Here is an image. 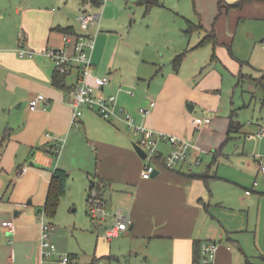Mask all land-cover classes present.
Segmentation results:
<instances>
[{
  "label": "crops",
  "instance_id": "obj_1",
  "mask_svg": "<svg viewBox=\"0 0 264 264\" xmlns=\"http://www.w3.org/2000/svg\"><path fill=\"white\" fill-rule=\"evenodd\" d=\"M10 2L6 7L0 2V15L8 18L6 26L13 30L10 34L8 28L0 26V264H56L60 259L53 261L52 254L45 255L41 244V213L45 212L57 168L68 171L63 194L74 193L78 187L90 188L91 182L95 181L99 194L108 200L110 208L115 210L116 206H121L126 210L131 223L116 238L127 233V264H197L195 241L204 239L221 242L217 264H264V210L260 209L264 203V189L258 192L260 196L255 194L258 185L255 179L252 187L246 186L239 194L238 204L245 208L249 217L255 210L252 205L259 207L252 225L250 218L246 225L237 229L252 234L255 244L248 248L243 237L240 236L242 246L241 239L230 234V230L223 233L207 227L209 217L213 216L210 212L211 188L226 177L214 173L209 164L202 166L201 157L202 148H215L213 152L233 148L228 143L234 138L239 148H250L248 139H256V132L264 123L259 115L262 111L257 95L240 85L252 78L263 87L264 94V86L258 81L264 76V66L245 64L246 60L233 54L229 47L232 35L227 27L230 9L235 11L234 20L246 14L248 6L263 7L264 0H250L241 7L224 0V5L220 0H217L218 5L215 2L201 7L197 5L201 16L199 23L195 24L200 26L194 32L199 31L203 36L214 32L217 42L212 41V60L215 63L203 78L180 79V69L177 75L171 73L157 99L143 91L133 100L128 99L130 91L124 60L119 58L120 45L116 43L110 47L106 35L101 31L96 33V46L91 53L94 74L109 78L99 92L104 95L116 93L118 104L131 112L137 122L188 138L198 147L191 150L187 160L177 168H166L157 161L159 173L151 178L142 175L146 159L135 149L139 135L128 127L122 116L106 119L87 108L80 124L72 123L73 107L69 94L54 84L55 67L43 53L48 47L62 45L64 31L61 27L73 26L80 32L73 24L68 1L58 10L50 7L48 0ZM81 2L84 5L81 11L92 5L90 1ZM189 20L186 21L189 23ZM21 46L35 50L36 54L20 56L18 48ZM69 49L72 51V46ZM251 69L260 70V75L254 76ZM226 75L228 80H233L234 89L215 91L226 80ZM210 76L214 77L212 81L208 79ZM67 82L71 83L70 78ZM174 83L179 88L182 86L183 91L173 100L165 94V88ZM236 88L242 90L239 103L233 98L228 102L224 93L232 92L234 96ZM38 93L47 96L49 104L46 109L30 108V99ZM151 98L156 101L155 107L148 115H142L140 105ZM189 103L193 104L192 110ZM253 112L256 122L253 121L254 115H250ZM209 114H212L211 122L198 127L195 117ZM232 119L238 125L230 132ZM247 122L254 126L248 128ZM262 140L264 142V138ZM58 142L62 143L59 153ZM171 148L169 143H161L162 152ZM209 151L210 154L211 149ZM244 162H248L245 157ZM261 163L263 160H259L256 167L258 173L264 175ZM195 173L200 175H192ZM9 219L15 223L13 232L3 224ZM114 222L111 216L109 224ZM211 232L216 236H211ZM231 241L237 242L240 252L234 251ZM120 255L125 254H115L111 249L101 251L99 264H105L106 257L120 259Z\"/></svg>",
  "mask_w": 264,
  "mask_h": 264
},
{
  "label": "rangeland",
  "instance_id": "obj_2",
  "mask_svg": "<svg viewBox=\"0 0 264 264\" xmlns=\"http://www.w3.org/2000/svg\"><path fill=\"white\" fill-rule=\"evenodd\" d=\"M10 1L16 0H0L5 7ZM48 1L51 2L50 7L57 10L68 1L70 16L74 17L73 24L80 31L82 30L79 16L84 5L81 0ZM230 1L233 0H224L229 4H233L237 0ZM213 2L218 5L217 0H164L163 6H155L150 10H147L140 0H106L101 6L91 4L88 6L89 10L99 11L102 14L101 21L92 24L89 30L95 34L100 31L103 32L110 43V47L116 43L120 45L119 58L124 60L123 67L127 71V89L134 91V94L128 93L129 100H133L135 95L137 96L142 91L145 94L150 93V97L157 99L164 81L169 78V75L171 73L179 74L178 70L175 69L174 59L177 54L185 50L187 51L179 67L182 71L179 78H191L193 80L194 78L205 77L207 69L212 63H215L212 60L214 45L211 41L201 44V47H196L199 45L203 33L199 35V31H187L188 22L186 20L190 19L194 23H199L201 15L198 14L199 11L197 12L196 6L212 5ZM261 7L258 5L248 6L245 10L246 14L234 20H232L234 9H230L227 13V27L230 35H232L229 47H231L233 54L246 60L245 64L250 62L255 67L264 66V5ZM1 16L0 26L8 28L6 26L8 18ZM8 30L10 34L13 33L11 27ZM14 32L16 36L17 32ZM193 47L195 48L193 49ZM251 70L254 76L261 73L257 69ZM208 79L212 81L214 77L210 76ZM232 83L233 80H228L226 75V80L215 91L224 89L225 92L227 89H234L235 86ZM240 85L241 88L257 95L259 110L262 111L259 115H262L264 120L263 87L255 83L252 78L246 79ZM165 90V94L174 100L180 96L183 88L182 86L177 87L174 83L168 85ZM240 91H242L240 88H236L234 96H232V92L224 93L225 99L229 102L233 98L239 103ZM253 113L250 115H254L255 120L253 121L256 122V114ZM246 124L248 128L254 126L252 123L247 122ZM199 132L201 131L199 130ZM243 136L241 138H244ZM263 138L264 135H257L254 140L248 139L247 145L250 148H239L240 146H237L238 142H235L236 138H234L228 143L233 148H222L219 151L215 150V152H213L215 148H202L201 154L204 161L202 166L209 164L214 173L216 171L217 174H223L226 177L224 180H219L217 185H213L211 188L210 212L213 216L209 217L207 227L214 229V231L215 229L221 230L223 233L230 230V234L237 239L243 237L248 248H252L255 244L254 239L251 238L252 234L250 232L245 233L246 231L241 233L242 231L238 232L237 229L240 225H246L250 218L252 225V220L255 221L256 219V209L259 207L252 205L255 210L251 212L249 217L245 208L239 206L238 198L241 190L244 191L246 186L252 187L255 179L258 180L255 194L260 196L258 192H262L264 189V175L258 173L256 167L259 160L264 162ZM239 139L237 138V141H241ZM209 149H211L210 154ZM244 157L248 160L247 163L244 162ZM90 194L91 187L86 189L85 186L78 187L74 193L63 194L56 213L46 217L47 221L51 223L52 229L54 227L53 231L51 229V240L55 244L56 250L52 255L50 254L51 259L53 261L58 260L61 254L74 252L77 255H71L70 264H99L100 252L111 249L115 254L123 253L125 255H120V259H107L106 257L103 260L105 264H127V233L112 239L103 237L106 227L112 225V223L109 224L111 216L115 220L114 212L121 206H116L113 210L108 205V200H105L108 214L99 224L91 213ZM260 209L264 210V203ZM112 210L113 212H111ZM210 235L216 236L212 232ZM240 243L243 246L242 239ZM231 244L235 247L234 251L240 252L237 242L231 241ZM56 264L61 263L58 260Z\"/></svg>",
  "mask_w": 264,
  "mask_h": 264
},
{
  "label": "built area",
  "instance_id": "obj_3",
  "mask_svg": "<svg viewBox=\"0 0 264 264\" xmlns=\"http://www.w3.org/2000/svg\"><path fill=\"white\" fill-rule=\"evenodd\" d=\"M106 0H102L105 2ZM102 14L99 11H91L87 8L80 13L79 20L82 30L77 33H63L62 45L58 47H48L44 50L48 58L53 63L55 70L65 73L71 80V89L68 91L70 103L73 107L72 123L79 125L85 109L90 108L106 119H113L122 116L129 128L138 133L139 137L136 143L140 145L147 153L146 163L142 175L144 178H151L156 169L157 161L169 169H174L184 163L190 151L198 149L197 145L190 139L157 130L145 123L136 121L135 116L127 111L125 107L118 104V95L109 93L107 95L99 92L101 88L109 81L106 75L94 74L95 64L91 53L95 48L96 34L89 30L92 24L100 22ZM72 46V51L69 47ZM18 53L22 57H32L36 51L30 48L19 47ZM92 78V80L90 79ZM123 89V85H120ZM133 93V91H130ZM47 96L44 93H38L30 99V108H47ZM156 101L148 100L141 104L139 112L142 115H148L154 108ZM212 120V114L205 117H195V123L198 127L207 125ZM258 136L264 135V123L259 126L256 132ZM166 142L171 145L168 152H162L161 143ZM57 153L60 152L61 142L57 143ZM199 163V160H196ZM261 169L264 171V163H261ZM95 184L91 187L90 203L91 213L97 222L105 219L108 211L106 201L99 194ZM250 192V190H248ZM115 222L106 227L104 235L108 239L118 236L121 231L128 229L131 219L126 210L119 207L114 212ZM42 233L41 244L44 248V254L50 255L56 250L55 244L51 240L52 225L47 221L45 212L41 213ZM11 232L15 230L13 219L3 222ZM221 242L217 239H204L201 242L200 255L197 264H217L216 258L220 249ZM231 248V245H228ZM71 254L60 255L61 264H70Z\"/></svg>",
  "mask_w": 264,
  "mask_h": 264
},
{
  "label": "trees",
  "instance_id": "obj_4",
  "mask_svg": "<svg viewBox=\"0 0 264 264\" xmlns=\"http://www.w3.org/2000/svg\"><path fill=\"white\" fill-rule=\"evenodd\" d=\"M83 1H90L92 3V5H95V6H101L103 4L102 0H83ZM247 1H250V0H237L235 3L230 4V5L235 6V7H241ZM140 2L146 6L147 10L152 9L155 6H163L164 5V0H140ZM220 2L222 5H224L222 3V0H220ZM199 26L200 25H197L193 21L189 20L187 31H192L195 28H198ZM60 29L64 32H68V33H77V31L75 30V28L73 26L61 27ZM210 41H214V42L216 41L217 42V38H216L214 32L207 33L205 35V37L200 41L199 45L205 44V43L210 42ZM186 51L187 50L176 55V57L174 59L175 69H177V70L179 69ZM263 77H260L258 79V81H259V83H261L264 86V81H263L264 78ZM67 78L68 77L65 73H62V72L56 70L53 82L55 85L65 89L68 92L71 89V84L67 82ZM237 125H238L237 122L232 119V121L230 123L229 131L231 132L232 130H234V128H236ZM228 137H230V135ZM192 175H200V174L195 173ZM202 176L207 177L206 175H202ZM67 177H68V171H66L65 169L57 168L55 170V174H54V177H53L50 189H49V193L47 196V200H46V203L44 206V210L46 212V215L53 216L56 213L57 208H58L59 203H60V199H61V197L65 191ZM94 185H95V181H92L91 187ZM201 242H202V240H196L195 241V255H194V257H195L196 262L199 259V255H200ZM71 255H73V254H71Z\"/></svg>",
  "mask_w": 264,
  "mask_h": 264
},
{
  "label": "water",
  "instance_id": "obj_5",
  "mask_svg": "<svg viewBox=\"0 0 264 264\" xmlns=\"http://www.w3.org/2000/svg\"><path fill=\"white\" fill-rule=\"evenodd\" d=\"M0 12H1V8H0ZM144 104V102L142 103ZM188 107L192 110L193 109V104L189 103ZM135 149L138 152V154L142 157V158H146L147 157V153L146 151L137 143H135ZM159 173V169H156L155 172L153 173V176L157 175Z\"/></svg>",
  "mask_w": 264,
  "mask_h": 264
}]
</instances>
